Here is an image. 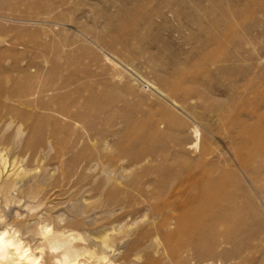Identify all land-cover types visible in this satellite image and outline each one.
<instances>
[{
    "label": "rangeland",
    "instance_id": "374dc122",
    "mask_svg": "<svg viewBox=\"0 0 264 264\" xmlns=\"http://www.w3.org/2000/svg\"><path fill=\"white\" fill-rule=\"evenodd\" d=\"M53 8V19L36 18ZM44 57L53 76L88 85L99 95L94 121L100 138L93 141V131L77 125L67 145L72 149L60 158L52 157L48 142L30 156L11 142L13 135L6 148L0 144L7 160H0V232L7 230L35 252V264H65L53 257L60 240L81 232L82 243L94 247L108 228L102 225L108 210H135L133 224L125 228L124 220L109 231L120 239L106 258L84 255L74 264H151L157 258L150 256H162L152 245L154 236L143 235L136 248L132 244L143 224L151 223L150 211L141 209L145 196L123 183L100 186V180L111 173L125 181L133 173L148 193L162 184L167 195L170 174L185 178L203 166L233 184L244 219L243 226L209 229L201 244L216 247L217 232L233 233L238 242L217 250L241 245V252L228 260L207 253L193 262L264 264V0H0V67L44 65ZM194 126L201 135L197 150ZM10 134L11 129L2 140ZM241 150L250 152L248 169L237 157ZM128 152L146 158L125 171L120 166L129 163L122 158ZM93 158L100 165L85 169ZM61 163L65 176H82L85 186L43 199L51 179L61 176L55 169ZM104 163L110 166L103 168ZM148 171L155 172L145 176ZM110 192L123 208L109 202Z\"/></svg>",
    "mask_w": 264,
    "mask_h": 264
},
{
    "label": "bare ground",
    "instance_id": "6f19581e",
    "mask_svg": "<svg viewBox=\"0 0 264 264\" xmlns=\"http://www.w3.org/2000/svg\"><path fill=\"white\" fill-rule=\"evenodd\" d=\"M53 15H55L54 8L46 11L43 15L38 14L36 18L47 21L46 18H52ZM54 18L58 19L59 17L54 16ZM18 44L27 46V43L24 41H19ZM46 47L45 44L42 45L44 52ZM44 62V65L33 63L21 67H0V74L2 72H8V75L5 77H1L0 75V144L6 148L10 143V136L13 135L11 142L16 141L21 144L23 154L30 156L31 154L33 155L37 147L39 148L43 143L48 142L49 148L54 152V154H51L52 157L60 158L72 149L70 147L68 150L69 146L67 148V145L71 139V135L74 134L73 130L77 129V125L92 130L93 133L90 139L93 141L100 138L98 137L97 127L94 121V115L98 113L99 95L88 85L82 86L75 82H67L56 78L53 76V69L47 65L49 62L47 57H44ZM10 71H15V75L9 74ZM7 82L9 83L8 85ZM9 129L12 130V134L2 140L6 135V131ZM193 133L195 139L192 141V146L197 150L201 137L199 128L194 126ZM85 136L87 135L85 134ZM123 138L125 137L123 136ZM79 139L80 137L74 141L75 145ZM107 139L109 138L107 137ZM0 152V160L5 163L7 161L5 153L1 149ZM204 152L205 149L203 148L202 153ZM237 157L240 165L248 169L252 159L250 152L247 153V150H241L237 153ZM122 158L129 161L128 164H122L120 166L123 170L127 171L131 169L132 165L136 166L146 157L136 152H128ZM96 159L97 161L93 158L91 162L93 161L94 163L89 164L85 169L91 170L93 167L95 169L99 166V159ZM62 164L55 166L56 171L60 170L61 176L57 173L60 177L56 175L51 179L48 184L49 190L45 193L43 199L48 193H55L56 191L68 192L74 188H84L85 184L82 182V176H76L75 173L65 176L64 166ZM102 166L103 168L105 166L109 167L110 164L104 163ZM25 171H27L26 168L24 170L22 169L19 175L22 176V173ZM154 172L148 171L144 175H151ZM214 172L215 170L213 168L202 166V168L200 167L195 171L190 170L185 178L183 174L181 175L182 177L176 176L174 173L170 174L169 181L171 184L169 189L167 188V195H165L167 185L162 184H160V188L156 191L152 190L153 192L148 193L145 188L139 186L138 176L133 173L131 174L133 175L132 178L129 175L125 181H120L116 176H112L111 173L107 174L105 180H102V183L100 180L99 185H107L110 182L112 183V181L115 186L123 183L129 188H137L142 194L140 195L145 196L141 209L150 211L151 217L149 219L151 223H148V225L143 224L140 228L142 231L132 240V244L136 248L142 240V237L148 234L154 236L155 241L152 240V245H154L157 252H161L162 256H150V258H157L151 264H162L163 261H165V264H202L200 261L193 262L194 258L207 256L208 253L212 256L211 258H225L228 260L237 258L241 252V245L239 244L233 250H217V246L238 242L239 237L237 238L233 233L221 235L217 232L214 237L216 247L206 248L201 244L202 235L206 231L208 232L209 229L222 231V228H226V226L231 224L243 226L244 216L241 212L242 204L238 200V196L234 193L233 184L223 174L216 175ZM161 179L159 178L158 180ZM96 180L97 177H95L94 181ZM152 183V180L149 179V183L147 184ZM11 187L12 183L9 184V188ZM90 190L97 191L98 187L91 186ZM109 194L111 198L109 202L116 204L117 207L122 205L121 199L116 194L113 192ZM105 197L108 196L106 195ZM140 203L142 205V201ZM121 208H123V205ZM108 211L110 213L105 219L109 220L102 223L103 226H108V228L101 231L99 236L100 241L94 247L82 243L86 242V238L81 232H72L60 240L58 244H55L57 253L53 254V257L59 258V261H63L65 264H74L84 255L88 258L95 257L98 260L106 258L107 250L112 249L115 242L120 239L116 234L109 233L110 230L115 231V223L127 220L124 227L128 228L136 220V217H133V211L135 210L118 213H114L115 210ZM112 214L114 216L111 218ZM147 215L145 213V216ZM129 217L130 219H128ZM48 227L49 224L46 226L47 231L49 230ZM7 233V230L0 232V264H19L20 261L21 264L37 263L39 256L30 248L24 249L20 242L8 236ZM211 244H213V241ZM248 259L252 262L254 258Z\"/></svg>",
    "mask_w": 264,
    "mask_h": 264
}]
</instances>
